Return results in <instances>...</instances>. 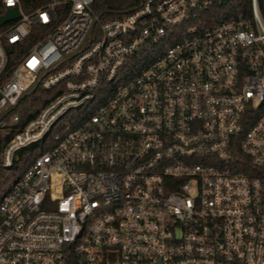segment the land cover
<instances>
[{
    "label": "built area",
    "instance_id": "built-area-1",
    "mask_svg": "<svg viewBox=\"0 0 264 264\" xmlns=\"http://www.w3.org/2000/svg\"><path fill=\"white\" fill-rule=\"evenodd\" d=\"M2 0L0 264H264V0Z\"/></svg>",
    "mask_w": 264,
    "mask_h": 264
},
{
    "label": "trees",
    "instance_id": "trees-1",
    "mask_svg": "<svg viewBox=\"0 0 264 264\" xmlns=\"http://www.w3.org/2000/svg\"><path fill=\"white\" fill-rule=\"evenodd\" d=\"M27 7L32 0H21ZM142 0H96L95 11L101 22H107L119 18L140 7ZM2 0H0V7ZM3 15L0 11V18ZM55 92H47L40 87L30 90L14 114L19 116L18 122H13L9 116L0 118V202L2 201L7 188L23 176L32 161L40 155L38 149L26 148L17 153L11 167L3 164V154L13 137L34 119L39 112L56 96Z\"/></svg>",
    "mask_w": 264,
    "mask_h": 264
},
{
    "label": "water",
    "instance_id": "water-1",
    "mask_svg": "<svg viewBox=\"0 0 264 264\" xmlns=\"http://www.w3.org/2000/svg\"><path fill=\"white\" fill-rule=\"evenodd\" d=\"M19 18V13L17 10H11L9 11V13L3 17L1 20H0V27L3 26L4 24L10 22V21H14L16 19Z\"/></svg>",
    "mask_w": 264,
    "mask_h": 264
},
{
    "label": "rangeland",
    "instance_id": "rangeland-1",
    "mask_svg": "<svg viewBox=\"0 0 264 264\" xmlns=\"http://www.w3.org/2000/svg\"><path fill=\"white\" fill-rule=\"evenodd\" d=\"M9 188V187H8ZM8 188H7V190H8Z\"/></svg>",
    "mask_w": 264,
    "mask_h": 264
}]
</instances>
